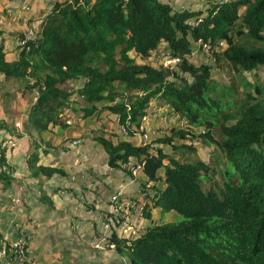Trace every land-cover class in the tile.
<instances>
[{
  "label": "trees",
  "instance_id": "obj_1",
  "mask_svg": "<svg viewBox=\"0 0 264 264\" xmlns=\"http://www.w3.org/2000/svg\"><path fill=\"white\" fill-rule=\"evenodd\" d=\"M2 5L1 202L10 203L23 181L26 191L38 193L37 204L52 207L47 193H58L60 186H47L67 175L44 163L40 151L47 157L60 147H51L50 139L68 128L64 111L84 122L113 117L118 131L127 128V138L114 141L107 132L92 138L105 154L104 165L137 182V195L147 187L154 192L143 197V228L132 238L118 234L120 213L100 209L99 219L109 226L108 233L101 226L109 249L129 264H264V0H206L202 8L186 9L171 0H52L40 14L35 37L14 45V58L3 37L4 18L12 15ZM17 35L22 39L25 32ZM196 51L210 54L216 65L227 63L240 88L218 86L215 64L190 60ZM132 52L141 60L169 53L180 63L172 69L137 64ZM153 101L168 107L165 115L184 119L186 127L169 125L162 136L137 145L129 138ZM200 137L213 147L212 156L218 152L216 165L189 159ZM10 142L28 144L20 171L7 154ZM129 158L142 166L137 176L123 166ZM17 172L24 178L15 177ZM26 191L18 204L28 209ZM114 193L108 194L110 207ZM17 224L28 250L31 235ZM3 236L0 231V247ZM27 253L5 260L30 264Z\"/></svg>",
  "mask_w": 264,
  "mask_h": 264
},
{
  "label": "rangeland",
  "instance_id": "obj_2",
  "mask_svg": "<svg viewBox=\"0 0 264 264\" xmlns=\"http://www.w3.org/2000/svg\"><path fill=\"white\" fill-rule=\"evenodd\" d=\"M13 1L16 4L13 5V3L8 2V0H1L0 6L3 7L2 4H4L6 14L12 15L9 19L7 17L4 18L6 21L5 34H8L5 36L3 35V37H11L15 40L18 36L17 34L28 30L31 23L30 20L32 21L36 18L31 14L32 4L28 2L31 0H26V4L23 3L24 0ZM44 1H46V4L42 6L44 7L42 11H45L48 7V3H51L52 0ZM203 1L206 0H198L199 3L196 5L203 7ZM180 5H182V3H178L176 7H180ZM17 7H20V12L14 11L15 15H13V10L15 9L12 8ZM22 13H24V15ZM11 24L16 25L15 28L18 29L10 30L12 28L10 27ZM8 28L9 30H7ZM8 53L9 58H11L14 51H8ZM130 56L134 58L137 64L147 63L152 66H160L161 63L160 53H152L146 60L139 59L133 52L130 53ZM190 60L196 63L205 62L208 64H215L213 76L218 86H229L232 84L240 88L238 76L229 68L227 63L223 62L221 65H216L214 58L205 51H196ZM259 70L260 73L264 71L262 67H260ZM20 101L25 103L24 100L20 99ZM23 103H21L19 107L17 106L18 110H23ZM153 106L157 108L162 105L153 101L152 107ZM163 113L170 123V116L165 115L166 112ZM112 118L113 117H101L99 121L93 120L84 122V120L80 121L78 118L74 117L70 125H68V128H65L61 135H55L50 139L51 147L59 145L60 147L56 148V151L51 152L49 157H44L40 151V156L44 163L59 166L67 175L65 178H58L59 180H51V183L49 182V186H47H60L58 187V193L51 191L47 193L54 202L52 207L45 205L43 202V204L39 202L37 204L36 198L38 193L34 190L26 191L27 189L22 180V182H20L22 183L21 188H19V190L14 189L11 196L8 195L10 197V203H3L0 201V231L4 233L2 242L13 241L16 236L21 233V231L18 232V230H16L18 222L20 224V229L26 231L28 236L31 235L27 243L28 255L26 259L30 264H70L71 260L74 261L71 262L72 264H129L127 259L117 255L113 249H109L105 241H99V238L103 235L101 229L104 227L103 224H105L102 219H99V217H101L100 213L102 212L100 209L112 211L107 203L108 197L117 189L116 186L119 185V181L115 182V180H121L123 174L117 170L109 169L104 165L105 154L99 145L94 144L92 138L101 136L103 132H107L108 134L111 133L115 135L114 141L122 140L123 137L120 136L117 124ZM16 122V126L20 128L21 122L19 120ZM156 132L157 136H162L165 134L166 129L159 127L156 129ZM105 135L106 133L104 136ZM7 146L11 148L7 151L10 162L15 164L20 171L24 166V160L21 156L23 152L27 150L28 144L22 143L21 146L18 147L17 143L10 142L7 143ZM193 146L196 148V153L191 155L189 159L201 158L205 162L216 165V161H218V152L215 151L216 156H212V146L203 143L201 137L193 143ZM166 150L169 151V149ZM218 168L220 169L221 166H218ZM15 177L21 179L24 178V174L17 172L15 173ZM30 183L34 184L35 182L30 181L28 183L29 186ZM135 187H138L137 182L132 188L126 189L128 195H137L136 192V194L134 193ZM145 189L146 190H141V196L143 197L147 194L151 195L154 192L152 188L147 187ZM67 190H71V193L67 192ZM25 191L28 193V197L25 199V207L28 206V209H25L20 203L18 204L19 199ZM73 191L75 193H73ZM137 196L138 199L141 198L140 194ZM95 201L99 203L97 207ZM85 202H88L91 207H87ZM153 212L154 218L158 220V211L154 210ZM47 217L49 219L45 221L41 220V218ZM131 217L130 220L135 226L129 221L127 222L128 224H131L135 229L138 225L142 226L144 220L139 219L135 214ZM176 218L177 217L174 219ZM165 219L166 217L164 214L162 220H160L163 222ZM12 222L16 223L14 228L12 230H6L10 227ZM108 232L109 226L107 229V233ZM50 234L52 235V239H49ZM60 250H65L66 255L63 256ZM0 264L16 263L5 260L0 262Z\"/></svg>",
  "mask_w": 264,
  "mask_h": 264
},
{
  "label": "built area",
  "instance_id": "obj_3",
  "mask_svg": "<svg viewBox=\"0 0 264 264\" xmlns=\"http://www.w3.org/2000/svg\"><path fill=\"white\" fill-rule=\"evenodd\" d=\"M42 20V17H38L31 21L28 30L25 32V36L22 39L16 38L14 45L15 46H23L28 40L33 39L35 37L36 31L38 30L39 24ZM155 53V52H153ZM161 63L163 67L167 69L176 68L180 59L177 56H172L169 53L161 54ZM169 110L167 106L162 105L160 107H152V103H149L148 107L145 110V114L141 119V125L138 128V134L141 137V142L148 143L151 139L153 140L157 136L156 129L151 131L145 130V122L154 115V112L162 111L166 112ZM73 113L70 109H66L63 114V119L67 125H70L73 120ZM162 122V127H166L169 125H176L179 127H186V122L184 119H180L177 114L172 113L168 122L166 117L160 118ZM184 122V124H183ZM119 134L125 138L127 136V128L119 127ZM136 134V133H135ZM125 168H127L131 175L137 176L141 171V164L136 162L133 158H129L126 163L123 164ZM141 196V194H140ZM133 196L125 195L124 188L120 187L115 190V193L111 196V204H112V212L120 213V225L118 229V234L124 238H132L135 236L138 230L143 228V224L136 226L137 228H133L131 224L127 222H133L130 220L131 216L135 214L139 219L143 220V207L148 203L146 199L141 196V198H137ZM104 229H108V224H103ZM134 225V224H133ZM135 226V225H134ZM18 228V227H17ZM16 228V230H17ZM22 232V231H21ZM105 237L101 236L99 238L100 242L105 241ZM4 244L0 247V262H3L10 255H15V257L21 259L26 258L27 250L25 248V236L22 233H19L13 241L3 242Z\"/></svg>",
  "mask_w": 264,
  "mask_h": 264
},
{
  "label": "crops",
  "instance_id": "obj_4",
  "mask_svg": "<svg viewBox=\"0 0 264 264\" xmlns=\"http://www.w3.org/2000/svg\"><path fill=\"white\" fill-rule=\"evenodd\" d=\"M171 1L173 2V4L175 6H177L178 3H182V5H180V7H177V8H181V9H186V8H202V6L196 5L197 3H199L198 0H171ZM10 2H12L13 5L16 4V3H14V1H10ZM25 2H26V0L23 1L24 4H26ZM28 2H30L32 4V7H31L32 8V13L31 14H33V16L35 18L40 17V14L43 12L42 9L44 8L42 6L46 4V1H44V0H31V1H28ZM203 2L205 4L206 1H203ZM21 3H22V1H21ZM49 5H50V2L48 3V6ZM12 9H15V10H13V15H15V12L14 11L20 12V7L19 8L18 7L17 8H12ZM35 11H37V12H35ZM22 14L24 15V13H22ZM15 26L16 25H12L11 24L10 27H12V28L10 30L18 29V28H15ZM9 28L7 30H9ZM7 34H4V36L7 35ZM7 38H8V40H7ZM4 46H5V48H6L7 51H9V52H11L12 50L14 51V53L11 56V58H14L15 57L14 39L11 38V37L10 38L9 37H4ZM8 57H9V53H8ZM163 116H164V114L162 113V111L154 112V115H152V117H150L145 122V130L146 131H151V130L157 129L159 127H162L163 124H162L160 118H162ZM164 117H166V116H164ZM166 127H163V128L166 129ZM129 139L132 142H134L135 144H137V145L141 144V137H140V135L138 133L133 134ZM47 157H49V155ZM42 161H43V159H42ZM122 177L123 178H121V180H115V182L116 181H119V183H118L119 185L116 186L117 188L122 187V188L125 189V191H127L126 189L132 188V186L136 184V182L134 180L127 179L124 176H122ZM136 188L137 187H135L134 193L136 192Z\"/></svg>",
  "mask_w": 264,
  "mask_h": 264
},
{
  "label": "clouds",
  "instance_id": "obj_5",
  "mask_svg": "<svg viewBox=\"0 0 264 264\" xmlns=\"http://www.w3.org/2000/svg\"><path fill=\"white\" fill-rule=\"evenodd\" d=\"M168 108V107H167ZM168 112H169V110H167ZM141 144H142V142H141Z\"/></svg>",
  "mask_w": 264,
  "mask_h": 264
}]
</instances>
